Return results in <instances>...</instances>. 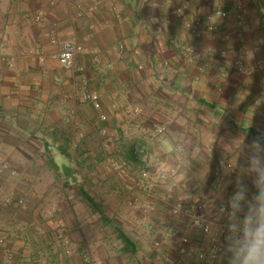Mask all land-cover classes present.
<instances>
[{"label": "crops", "instance_id": "0c3cea01", "mask_svg": "<svg viewBox=\"0 0 264 264\" xmlns=\"http://www.w3.org/2000/svg\"><path fill=\"white\" fill-rule=\"evenodd\" d=\"M217 10L228 18L215 29H187L198 18L207 25ZM70 38L79 50L67 71L56 55ZM84 92L98 94L99 110L82 101ZM261 130L264 0H0V153H21L20 141L31 144L27 152L48 153L62 173L63 211L79 207L77 229L63 221L59 233H31L35 248L19 235L13 253L0 251V264H230L229 200L241 182L249 198L255 192L240 164ZM160 166L176 174L161 181ZM145 170L148 188L138 185ZM125 200L142 205L131 211L134 223L148 214L173 236L180 216L170 222L168 214L176 203L191 216L205 202L207 220L226 231L223 256L213 259L211 236L200 228L186 249L182 241L148 247L151 233L112 225L102 208ZM101 220L114 230L84 228Z\"/></svg>", "mask_w": 264, "mask_h": 264}, {"label": "rangeland", "instance_id": "374dc122", "mask_svg": "<svg viewBox=\"0 0 264 264\" xmlns=\"http://www.w3.org/2000/svg\"><path fill=\"white\" fill-rule=\"evenodd\" d=\"M16 144L23 149L21 153H0V251L5 250L8 253L9 251L12 252L13 244L10 241L12 239L14 241L19 235H21L19 236L20 242L25 244V247L35 248L34 245L37 242L33 239L34 235L31 237V233H47L50 231L59 233L65 227V222L63 221H67L72 227L77 229L72 219H77V209H79L78 206L66 207L68 213H70L66 216L67 211L64 212L63 207L59 204L61 199L66 195V191L62 187L61 176L56 173L55 168L52 170L53 164L51 163L50 155L48 153L27 152V145L30 146L31 144L26 141H20ZM54 154L58 155V153ZM55 164H59L62 167L60 159H54ZM111 164L105 163L104 165L112 168ZM176 205L179 206L181 204L176 203ZM141 207L140 203L133 205L129 200H125V204L123 205L112 206L108 204L102 208L109 217H112V225L121 226L126 231L136 230L138 232L146 231V233H151L145 235L148 247H155L157 243L162 246L163 242H167L168 245H175L176 247L177 243L180 241L183 243V239L188 238L189 242L183 244V248L186 249L191 244L190 237L200 236L202 233L199 228L193 226L190 215L174 214L173 211L171 212L172 216L168 214L170 222H172V218L175 216H180L176 236H173V233L170 231L172 226L169 230L154 227L153 223L149 220L148 214L144 215V219L134 223L133 221L135 220L131 216V211H140ZM182 207L181 205V209L185 212L189 211V208H185V210ZM80 209L83 214V207L80 206ZM167 210L169 212V209ZM88 214L89 212H87ZM78 217H80V214ZM63 218L66 220H63ZM91 219L93 221V217ZM131 220L133 225L129 223ZM101 221L98 226H95L94 222H87L84 228L114 230L111 224L103 220ZM213 229L217 231L214 227ZM40 236L42 237V234ZM172 242L175 243L172 244ZM43 244L45 243L43 242ZM173 253L179 254L178 251ZM157 255L163 256L162 260L166 261H169L168 258L165 259L167 256L171 260L173 258L172 254L168 255L164 252H158ZM157 255L155 254V258ZM220 256H223V254ZM12 258H14L13 254ZM206 258L208 256L205 254V257L201 259L206 260ZM3 260L11 261L12 259L6 260L4 258Z\"/></svg>", "mask_w": 264, "mask_h": 264}, {"label": "clouds", "instance_id": "9594fccd", "mask_svg": "<svg viewBox=\"0 0 264 264\" xmlns=\"http://www.w3.org/2000/svg\"><path fill=\"white\" fill-rule=\"evenodd\" d=\"M240 174L251 178L255 192L249 198L250 189L241 182L229 200L230 264H264V130L245 144Z\"/></svg>", "mask_w": 264, "mask_h": 264}, {"label": "built area", "instance_id": "2783aa9c", "mask_svg": "<svg viewBox=\"0 0 264 264\" xmlns=\"http://www.w3.org/2000/svg\"><path fill=\"white\" fill-rule=\"evenodd\" d=\"M228 18V14L225 11L217 10L212 15H210L207 19V25L204 26L203 21L201 19H195L193 23H188L186 25L187 29L190 31H195L201 28H207L208 30L215 29V22L217 19L224 21ZM53 37H55V34H53ZM79 47H78V41L77 38H70L63 42L62 48L60 52L56 55L57 59L59 60L61 66L63 69L70 71L74 69V63H75V57L78 53ZM219 54L222 57H226V51L222 50L219 51ZM235 67L238 71H242L244 66L241 61L235 62ZM81 99L84 102H91L96 109L101 108L100 99L97 93L93 92H84L81 95ZM101 119L105 120L106 117L104 115H101ZM164 128H160L158 130L159 133L164 132ZM156 177L161 181H167L171 176L176 174V171L172 168H166L164 166H160L156 168L155 171ZM151 172L148 170H145L142 172L140 181L138 182V185L142 188H148L151 186ZM224 207V204L222 205ZM174 214H185V211L181 209V206L176 205L172 209ZM189 215V214H188ZM192 218V224L196 228H200L205 234L211 236V246L214 248V254L213 259L219 258L221 254L224 252V240L222 239V235L225 234V230L223 227H220L215 231L213 229V225L210 221L207 220V204L205 202L199 203L194 212L191 215ZM227 234V232H226ZM225 234V238L227 235ZM189 242L188 238L183 239V244H187ZM201 258L205 257V254H201Z\"/></svg>", "mask_w": 264, "mask_h": 264}, {"label": "trees", "instance_id": "16d2710c", "mask_svg": "<svg viewBox=\"0 0 264 264\" xmlns=\"http://www.w3.org/2000/svg\"><path fill=\"white\" fill-rule=\"evenodd\" d=\"M55 166H56V164H55ZM57 170H59V168H58ZM58 175H59V176H62V173L59 172ZM91 204H92V203H91ZM93 207H94V206H93ZM95 208L98 210V212H99L100 214L103 215V211H102V209L100 208V206H95ZM117 230L120 231V229H117ZM120 234H121V236L123 237L124 242H125L127 245H131V244H132V243H131L132 241L130 240V238H129L128 236H126V235L122 232V230H121Z\"/></svg>", "mask_w": 264, "mask_h": 264}]
</instances>
